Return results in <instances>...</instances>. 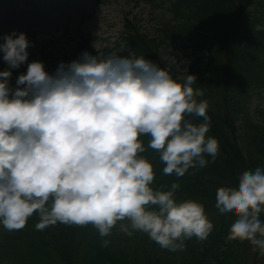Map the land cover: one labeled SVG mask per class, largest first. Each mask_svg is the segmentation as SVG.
<instances>
[{"label": "clouds", "instance_id": "1", "mask_svg": "<svg viewBox=\"0 0 264 264\" xmlns=\"http://www.w3.org/2000/svg\"><path fill=\"white\" fill-rule=\"evenodd\" d=\"M0 40L7 62L0 70V225L20 229L37 215V229L92 224L102 237L118 226L173 251L187 239L206 240L204 203L178 199L177 181L154 185L142 138L150 137L147 147L159 153L165 174L183 176L206 166L205 154L219 155L195 74L173 75L133 52L89 51L49 72L42 60L28 62L26 32L14 29ZM24 63L13 86L12 69ZM214 211L235 217L228 239L248 240L264 255V166L240 175L234 190L216 191Z\"/></svg>", "mask_w": 264, "mask_h": 264}, {"label": "trees", "instance_id": "2", "mask_svg": "<svg viewBox=\"0 0 264 264\" xmlns=\"http://www.w3.org/2000/svg\"><path fill=\"white\" fill-rule=\"evenodd\" d=\"M217 65L215 71L212 72L211 65L207 67L205 70H202L198 68L197 70L194 69V73L197 77L196 83L202 87L206 93V97L209 99V102L213 105H216L218 107H222L227 109L230 113L236 114L240 112V101L243 99V97L248 94L252 89H254L252 86L245 84L241 81V79H236L235 75L240 72V70H235V73L233 72V68L231 65V62L227 59L226 64V81H221V72L222 70L219 69L220 63L223 61L222 54H218L217 58ZM233 63L236 64V61L233 60ZM244 75H247V72H244ZM259 82L264 84V77L258 78ZM219 93H222V96L220 100L218 101ZM258 136V141L260 145L263 147L264 150V127H256L253 128ZM146 145V152L152 153V148L147 147L148 140L149 139H143ZM228 157L231 158L230 164H234V153L228 152ZM148 158H151V155H147ZM209 195L208 192H196L194 193V197L196 199H203ZM53 232V230H51ZM92 234V254L89 259H83L84 264H133L130 262L128 258L127 251L121 247L119 244V237L112 235L110 238L109 236H105L103 238H99L95 232H91ZM100 235V234H99ZM101 236V235H100ZM53 237H56L55 234H53ZM102 237V236H101ZM103 240H109L110 243L107 246H104L102 241ZM9 242L13 245L16 243L15 240L9 239ZM65 257L66 261L71 264V258L69 255L65 254L62 250L58 251ZM30 254L28 252L25 253V256L22 261H26L29 258ZM7 257L9 259H14L13 254H8ZM191 259L193 262H168V263H160L155 262L153 264H195V257L194 254L191 255ZM17 262V260H15ZM38 264H50L49 259L44 257ZM140 264H150L148 261L140 262Z\"/></svg>", "mask_w": 264, "mask_h": 264}, {"label": "rangeland", "instance_id": "3", "mask_svg": "<svg viewBox=\"0 0 264 264\" xmlns=\"http://www.w3.org/2000/svg\"><path fill=\"white\" fill-rule=\"evenodd\" d=\"M41 2L42 5H40L38 1L30 2L29 5L25 6L28 8H21V6H24L23 4H19L15 10L4 8L3 19L6 22L0 24V30L10 27L28 33L33 31H47V28L40 27L47 20L44 18H50V21L55 22L58 20L60 21L63 17H67L66 19L71 17L74 19H80L87 10L89 11L91 7H93L94 4L92 0H41ZM134 4L135 1L129 2L127 0H115V3L110 4L107 9L108 11L103 16L106 18L103 20L102 24L100 21L101 30H107V27H109L110 30L114 29L112 30L113 33L117 28L121 30L125 13H129L131 18L134 17L138 21L140 20V26L143 28L152 24L155 25V21L153 20L154 14L145 6V3H141L136 8H134ZM50 8H57V10L53 12ZM27 9L29 10L28 12L25 11ZM44 13L47 16H45ZM36 14H38L37 19L39 22L33 18ZM113 23L116 25H113ZM35 27L39 28L35 29ZM112 32L109 31L106 36L114 35Z\"/></svg>", "mask_w": 264, "mask_h": 264}]
</instances>
